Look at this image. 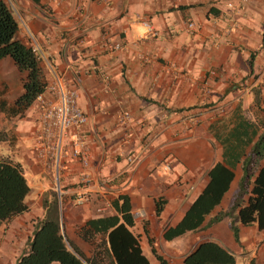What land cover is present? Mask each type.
<instances>
[{"label": "crops", "instance_id": "crops-1", "mask_svg": "<svg viewBox=\"0 0 264 264\" xmlns=\"http://www.w3.org/2000/svg\"><path fill=\"white\" fill-rule=\"evenodd\" d=\"M3 1L18 22V39L26 43L33 36L78 92L88 118L63 147L60 223L69 241L90 256V245L76 229L114 216L112 203L127 196L131 212L146 215L134 219L142 250L154 249L167 264H183L206 241L230 250L236 264H264V230L236 222V242L229 218L214 221L231 207L243 163L264 133V0ZM138 18L150 22L158 37H147ZM189 21L196 32L187 30ZM23 79L10 59L2 60L0 101L13 105L23 93ZM38 116L36 101L22 115L0 111V133L6 134L0 156L21 165L30 189L26 212L0 225V252L14 260L55 192L53 176L36 157ZM77 134L87 168L71 155ZM216 164L234 173L222 202L200 229L165 241L164 231L180 223ZM82 173L89 175V186L80 184ZM162 246L173 249L165 255ZM149 262L159 264L153 253Z\"/></svg>", "mask_w": 264, "mask_h": 264}, {"label": "trees", "instance_id": "trees-1", "mask_svg": "<svg viewBox=\"0 0 264 264\" xmlns=\"http://www.w3.org/2000/svg\"><path fill=\"white\" fill-rule=\"evenodd\" d=\"M18 31L13 12L0 0V62L10 59L24 78L23 93L13 105L8 106L0 101V111L9 116L22 115L45 91L48 83L41 61L32 52L29 42L18 39ZM5 137V133H0V143L6 141ZM263 159L264 133L258 137L243 163V177L237 193L231 197V207L214 219L231 220V231L236 242H239L236 222L244 226L256 224L259 231L264 230V166H260ZM208 179L206 187L180 223L164 231L165 241L200 229L206 216L222 202L234 173L228 167L216 164L209 171ZM29 191L21 165L0 156V225L26 212L25 199ZM50 195L51 201L45 202V215L41 221L33 224L32 237L16 264H150L143 254L139 236L133 231L135 221L127 196H119L112 203L116 212L114 216L89 220L76 229L78 238L92 249L87 257L64 234L57 193L51 192ZM211 225L207 224V227ZM152 253L159 264H167L154 249ZM183 264H236V258L230 250L206 241L185 256Z\"/></svg>", "mask_w": 264, "mask_h": 264}, {"label": "built area", "instance_id": "built-area-1", "mask_svg": "<svg viewBox=\"0 0 264 264\" xmlns=\"http://www.w3.org/2000/svg\"><path fill=\"white\" fill-rule=\"evenodd\" d=\"M227 7L233 8V4L228 3ZM137 21L145 28L147 37H158L157 30H155L150 22L140 18ZM186 27L190 33H194L197 30L196 24L192 21L187 22ZM230 30V28L226 29L227 33ZM29 43L32 52L48 69L51 77L46 85L45 91L36 98V103L39 108V133L35 152L43 168L53 176L55 183L54 190L57 193L60 204L62 196L64 195L63 188L60 186L64 142L72 130L79 132L87 124L88 118L78 105V92L67 85L53 67L50 57L44 54L31 35H29ZM115 49L120 50L122 47L116 45ZM121 118L128 119L129 117L128 114H122ZM71 155L81 164L82 168H87L88 154L79 134L72 141ZM90 183L91 179L89 175L82 173L80 184L86 187ZM132 216L135 220H142L146 215L143 210H137L132 213Z\"/></svg>", "mask_w": 264, "mask_h": 264}, {"label": "rangeland", "instance_id": "rangeland-1", "mask_svg": "<svg viewBox=\"0 0 264 264\" xmlns=\"http://www.w3.org/2000/svg\"><path fill=\"white\" fill-rule=\"evenodd\" d=\"M0 123H2V121H0ZM172 249L173 248H171V247L162 246L161 252L163 254L167 255V254L171 253ZM142 251H143L144 256H146L148 258V260H150L152 258L151 250L148 247H143ZM13 258H14L13 254H10V256H9V255H4L3 253L0 252V264H16V261L18 259L14 260ZM52 264H58V263H52ZM251 264H254V260L251 261Z\"/></svg>", "mask_w": 264, "mask_h": 264}]
</instances>
